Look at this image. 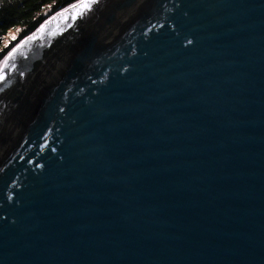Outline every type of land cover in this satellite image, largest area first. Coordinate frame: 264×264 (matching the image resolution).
Returning a JSON list of instances; mask_svg holds the SVG:
<instances>
[{"label":"water","instance_id":"obj_1","mask_svg":"<svg viewBox=\"0 0 264 264\" xmlns=\"http://www.w3.org/2000/svg\"><path fill=\"white\" fill-rule=\"evenodd\" d=\"M0 264H264V0H81L11 50Z\"/></svg>","mask_w":264,"mask_h":264},{"label":"trees","instance_id":"obj_2","mask_svg":"<svg viewBox=\"0 0 264 264\" xmlns=\"http://www.w3.org/2000/svg\"><path fill=\"white\" fill-rule=\"evenodd\" d=\"M80 0H0V64L23 39L38 31L44 22ZM11 31L15 39L6 46Z\"/></svg>","mask_w":264,"mask_h":264},{"label":"rangeland","instance_id":"obj_3","mask_svg":"<svg viewBox=\"0 0 264 264\" xmlns=\"http://www.w3.org/2000/svg\"><path fill=\"white\" fill-rule=\"evenodd\" d=\"M16 35H17V32L16 31H11V33H9L7 35V37L5 38L4 45L6 46L9 42H11V39H15L16 38Z\"/></svg>","mask_w":264,"mask_h":264},{"label":"snow or ice","instance_id":"obj_4","mask_svg":"<svg viewBox=\"0 0 264 264\" xmlns=\"http://www.w3.org/2000/svg\"><path fill=\"white\" fill-rule=\"evenodd\" d=\"M99 0H85V3L97 4Z\"/></svg>","mask_w":264,"mask_h":264},{"label":"bare ground","instance_id":"obj_5","mask_svg":"<svg viewBox=\"0 0 264 264\" xmlns=\"http://www.w3.org/2000/svg\"><path fill=\"white\" fill-rule=\"evenodd\" d=\"M53 17H54V16H53ZM53 17H52V18H53ZM52 18H50V19H52ZM50 19H49V20H50ZM49 20H48V21H49Z\"/></svg>","mask_w":264,"mask_h":264}]
</instances>
